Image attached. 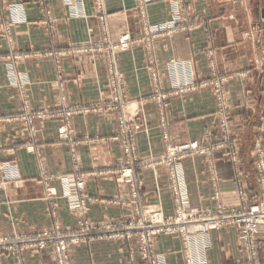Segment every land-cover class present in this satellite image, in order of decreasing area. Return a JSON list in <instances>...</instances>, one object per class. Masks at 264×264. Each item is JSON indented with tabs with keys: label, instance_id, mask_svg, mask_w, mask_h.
Returning <instances> with one entry per match:
<instances>
[{
	"label": "crops",
	"instance_id": "1",
	"mask_svg": "<svg viewBox=\"0 0 264 264\" xmlns=\"http://www.w3.org/2000/svg\"><path fill=\"white\" fill-rule=\"evenodd\" d=\"M13 1L23 3L28 21L10 26V48L5 22ZM185 2L192 17L188 33L169 34L162 30L146 35L144 31L148 33L155 24L168 20V0L147 6L145 22L136 0L107 1L108 38L118 42L121 35L129 33L132 39L129 49L116 56L117 69L125 76L127 97L132 101L129 109L142 112L149 126L148 133L138 136L134 153L127 155L131 157L132 185L118 178L126 166V153L120 140L114 138L118 124L113 112L89 113L74 120L78 145L75 164L70 160V144L58 138L59 117L37 122L42 134L33 145L28 144L30 136L22 133L19 125L3 123L0 161L15 163L21 176L0 190V227L4 232L41 231L55 222L51 201L44 199L40 158L45 162L44 169L64 179V185L50 181V191L54 198L58 197V215L66 227L74 226L77 219L111 224L140 217L165 218L174 213L168 169L152 159L167 150L159 121L168 120L171 145L200 140L207 129H214L211 138L216 142L221 134L216 127L217 104L210 88H197L182 98H171L165 116L159 117L156 105L148 99L154 91L149 65L153 63L150 66L158 71L160 86L164 87L168 86L167 64L171 60L192 62L198 82L209 77L210 60H216L217 69L228 76L225 86L233 107L231 127L234 138L241 142L239 165L223 157L226 150H216L214 154L208 149L201 156L183 161L191 203L199 208L211 206L214 179L223 188V202L238 204L237 169L244 173L248 197H258L253 153L256 146H264V29L260 26L264 22V0ZM85 6L86 19H73L63 0H0V56H18V60L12 59L18 69L13 71L25 73L27 77L21 79L30 84L22 95L18 87H10V62L8 58L0 62L1 111L10 114L21 110L25 98L36 109L59 107L62 97L65 103L89 107L107 90L109 72L103 62L106 53L100 48L86 52L80 49L89 41L99 44L103 40L97 34L100 20L93 4L87 1ZM211 156L215 159L212 166L208 163ZM76 167L83 174L79 179L84 184L82 191L75 180L79 177ZM93 235L89 242L72 248V264H130L127 242ZM208 239L211 247L204 252L201 239L188 244L193 254L191 261L184 241L177 235H160L153 247L163 255L161 264H247L246 254L242 258L240 252L237 228L213 230ZM260 239L258 261L264 264V235ZM132 254L136 256L132 264L148 263L136 249ZM0 264L55 262L47 253L32 250L21 252L18 258L2 254Z\"/></svg>",
	"mask_w": 264,
	"mask_h": 264
},
{
	"label": "rangeland",
	"instance_id": "2",
	"mask_svg": "<svg viewBox=\"0 0 264 264\" xmlns=\"http://www.w3.org/2000/svg\"><path fill=\"white\" fill-rule=\"evenodd\" d=\"M90 1L91 4H93L95 8V13L98 14L99 20H100V26L98 28V33L101 34L103 40L98 43H91L89 41L86 45L81 46L80 49L83 51H95V48H100L104 50L106 53L103 62L108 69L109 77L107 81V90L105 92H101L99 100L93 101V103L90 104L89 107H84L77 104H70L65 103V97H62L63 103L59 107H42V108H34L30 105V102L27 98L24 99L22 102L21 110L19 111H13L10 114V111L4 113L0 110V128L1 125L3 126V123L7 124H13V125H19L20 131L27 132L29 134V140L28 144L33 145L40 141L39 135H41L42 130L37 128V122H45L49 120L51 117L57 116L60 120V126L58 128V138L61 142L69 143L71 147V155L70 160L75 164L77 161V147L76 145L77 141L75 139V122L74 120L85 116L87 114L91 113H106V112H113L116 115L117 119V126L118 130L115 134V139H119L120 142L123 145V149L126 143L131 141V143L135 144L137 142L138 136H140L142 133H148L149 132V126L145 122L144 117L142 116L143 113L138 111H130L128 104L132 102L130 98L127 97L126 93V80L125 76L121 74L117 69V59L116 56L120 52H124L129 49L130 43L132 39L129 36L130 34H123L121 35L118 42H111V40L108 38V35L110 33V28L108 26V6L107 1L108 0H63V4L67 6L69 16L73 19H86L87 13L85 11V5L86 2ZM138 13L140 14V17L143 18V22L146 20V10L147 6L154 2L162 1V0H136ZM165 1V0H164ZM168 12H169V18L165 22H160L158 24H155L154 28H149V32L147 33L144 31L143 33H146V35H152L154 32L159 31H166L169 34L173 32H185L188 33L190 31L189 24L191 23V16L189 15V10L186 5L185 0H168ZM10 10L7 15V19L5 22V30L9 38V45L11 48V38L10 35V26L16 25L19 23L17 19H14V16L16 14L17 9H23V21L27 22L28 17L26 14V10L23 7V3L20 1H13L10 3ZM125 7V4H124ZM101 30V31H100ZM94 36V35H93ZM128 36L129 40L127 41V45L125 47L122 46V39ZM134 43V42H133ZM11 50V49H10ZM12 56H0V62H4L6 58H8L9 62L7 64L8 71H7V78L8 83L10 84V87H18L21 95L24 93V90L28 88L30 85L27 82H23L21 78H26L27 75L25 73H15V69H17V62H13L12 59L18 60V56L14 58H10ZM149 62H152L151 59ZM153 63H150L152 65ZM149 65V72L150 77L152 78L153 84H154V91L153 94L148 98L149 100H152L153 103L156 105V109L158 112L159 117L165 116L168 100L170 103L171 98H182L192 92L193 90L197 88H210L212 94L214 95L215 102L217 104L216 106V113H217V129L219 133L221 134V138L219 141H214L211 138V135L214 133V129L202 132V137L200 140L195 141H189L185 143H191V142H198L200 144V148L198 152H190L187 155H185L180 163L181 166L183 164V161L190 158H196L197 156H201L205 153V151H208V149L211 150L212 153H214L216 150H226L224 151L223 157H225L228 160H231L235 165L241 164V159L239 157V149L241 146V142L238 141V139L234 138V132L232 129V110L233 107L231 105V99L230 94L227 91V86H225L228 76L221 73L216 66V60H210V67H211V74L209 77L203 81L198 82L196 79L195 69L189 60H171L167 64V76H168V86L165 85L164 87L160 86V80L158 71L152 66ZM14 70V71H13ZM18 70V69H17ZM16 74V75H15ZM20 76V77H19ZM163 86V85H162ZM227 89V90H226ZM107 93V94H106ZM247 96H243V102L246 104L247 102ZM224 102L227 105L228 111V122L225 125H222L221 123V106H223L224 110V104L221 103ZM141 110V109H140ZM168 120L161 119L158 124V128L160 131L163 132V137L167 135L168 138L169 134L167 131L168 128ZM138 128V129H137ZM135 131V132H134ZM228 135L229 137L224 140V137ZM233 136V137H232ZM232 137V139H231ZM181 143V144H185ZM170 144V143H169ZM179 144V145H181ZM171 145V144H170ZM174 145V144H173ZM178 145V144H175ZM259 150H262L264 152V146L258 145L255 147L254 155H253V163H254V171L257 178V184H258V191L259 195L258 197L254 198L252 194H250V197H248V193L245 190H242V186L245 184L246 180L243 177L242 174H244L241 170L237 169V195L239 197V203L228 205L225 204L222 200L223 192L222 187L220 183H217L213 179V195L211 197L212 204L211 206L207 208H199L191 203L190 199L189 202L191 203V206L193 208L200 209L202 212L211 214L215 211H217L218 203L223 205L226 208H238V209H244L247 212L250 211L251 207L257 205L260 203V200L264 198V188L262 185V177L259 171V165L261 161H263L264 157L260 154ZM38 154V153H37ZM215 154V153H214ZM160 156V154L158 155ZM157 156V157H158ZM38 157L40 158V154H38ZM212 157V156H211ZM127 154H125V164L126 166H123L120 170L119 177L121 180L123 179L122 174L124 173V170L131 169V161L128 160ZM134 159V156L132 157V161ZM211 159V158H209ZM215 159H212L208 162L209 164L214 165ZM42 170H40V179L43 185H45V200L51 201L50 205L52 209L55 212V215H53L54 223L52 226L42 229L41 231H34V232H26V233H6L2 230L0 227V255L2 254H9L14 255L18 258L19 254L21 252H27V251H42L47 253L49 256L52 257L55 264H60L59 258L60 254L58 252V248L60 247L61 242H63V246L67 248V258L69 260V264H72V258H71V250L74 246L81 245L82 243L89 242L92 237L95 234L96 237H99L100 239L107 238L108 240H123L127 242V248H128V256H129V263L132 264V259L134 260L136 256L132 254V250L139 251L142 255L141 258L148 260L147 264H156V261H154V258L157 256L158 252L154 249L152 243L146 246V248H143L142 241L140 238V231L138 230V222L139 221H151L152 217L150 218H137V219H130V220H124L121 222H114L111 224H103L102 222H88L83 219H77L74 222V226L66 227L62 223L60 216L58 215V197L57 199L54 198V193L50 191V181L57 180L60 181L61 185H64V181L61 182L63 177H59V175L49 173L48 170L45 167V162L43 158L39 160ZM122 162V164H123ZM158 162V161H157ZM4 163H10L12 165H16L15 163H12L10 161H0V164ZM183 168V166H182ZM77 173L80 172V169L76 167L75 169ZM132 171V169H131ZM242 175V176H241ZM77 176L78 178L74 179L77 180L78 189L80 191L83 190L84 184L81 179L83 177V174L79 173ZM81 176V177H80ZM21 179V176L19 175L18 180ZM17 180V179H16ZM13 178H5L0 172V190L4 189V184L7 182H16ZM123 182L129 183L132 185V178L124 179ZM170 187V186H169ZM245 187V186H244ZM63 188V187H62ZM170 190V188H169ZM171 191V190H170ZM189 193V191H188ZM215 193L219 194V197L217 198L215 196ZM189 197V195H188ZM56 200H54V199ZM222 206V207H223ZM68 208L71 210V207L68 206ZM220 216V215H217ZM157 220L160 219V217L156 218ZM113 227V229H110ZM226 227H235L238 230V242H239V248L240 252L244 254L245 251L243 250V246L240 242V228L237 225H229L224 226ZM222 228H214L209 231L206 241L209 242L208 248L211 247L209 238L210 233L213 230H220ZM49 232V236L44 235ZM108 233V234H107ZM104 234V235H102ZM92 235V236H91ZM167 236L170 235H177L181 237L182 241H184L183 236L179 233H173V234H166ZM160 236V235H159ZM89 237V238H88ZM62 240V241H61ZM59 242V246H58ZM42 243H44L42 245ZM137 243V244H136ZM185 243V241H184ZM40 244V245H39ZM137 246V247H136ZM186 247V244H185ZM207 248V249H208ZM205 251V250H204ZM259 256V253H258ZM245 260V259H244ZM244 262V261H243ZM245 263L248 264V262L245 260ZM255 259L250 260V264H255Z\"/></svg>",
	"mask_w": 264,
	"mask_h": 264
},
{
	"label": "built area",
	"instance_id": "3",
	"mask_svg": "<svg viewBox=\"0 0 264 264\" xmlns=\"http://www.w3.org/2000/svg\"><path fill=\"white\" fill-rule=\"evenodd\" d=\"M14 19L21 21L23 19V9H17ZM129 40L128 36L122 39V46L127 45ZM221 106V123L225 125L228 122V108L224 102ZM138 129V128H137ZM135 132V131H134ZM229 136L226 135L224 140ZM165 143H167V150L160 154V156L153 157L154 161H158L167 167L170 178V190L173 198L174 213L168 217H160L159 220L152 218L151 221H139L138 230L142 241L143 248L152 243V241L159 235L179 233L183 236L186 247L185 252L188 256V261H191L193 254L189 251L188 244L198 239L202 240V251L208 248L209 242L206 241V237L210 230L214 228H223L224 226L237 225L240 228V242L245 251V260L250 264V260L255 259V264H260L258 261V253L261 248V236L264 235V198L260 200V203L251 207L247 212L244 209L238 208H226L218 203L217 211L213 213H204L200 209L193 208L189 202L188 188L185 182L184 170L181 166V159L190 152H198L200 144L198 142L185 143L181 145H170L167 135L164 137ZM134 143L129 141L124 146L125 153L130 156L134 153ZM260 154L264 157V152L259 150ZM264 159V158H263ZM129 161L130 158H128ZM130 163V162H129ZM259 171L262 177V185L264 188V160L259 165ZM0 172H2L5 178H13L14 180L19 178V172L16 165L10 163L0 164ZM123 179L132 177L131 169L122 174ZM242 190L245 193V187L242 186ZM218 198L219 194L215 193ZM223 206V207H222ZM220 215V216H217ZM47 233V232H46ZM44 235L49 236V232ZM62 241V240H61ZM44 243H42L43 245ZM61 242L58 252L60 254V264H69L67 258V248L63 246ZM40 245V244H39ZM59 246V242H58ZM162 254H157L154 261L158 260V264L162 262ZM147 259V258H145Z\"/></svg>",
	"mask_w": 264,
	"mask_h": 264
},
{
	"label": "water",
	"instance_id": "4",
	"mask_svg": "<svg viewBox=\"0 0 264 264\" xmlns=\"http://www.w3.org/2000/svg\"><path fill=\"white\" fill-rule=\"evenodd\" d=\"M264 16V15H263ZM264 18V17H263ZM260 26L264 29V22L260 24Z\"/></svg>",
	"mask_w": 264,
	"mask_h": 264
}]
</instances>
